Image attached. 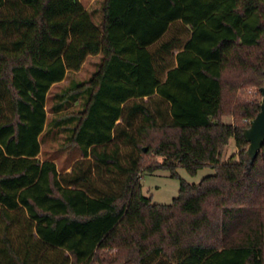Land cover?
Listing matches in <instances>:
<instances>
[{
  "label": "trees",
  "instance_id": "trees-1",
  "mask_svg": "<svg viewBox=\"0 0 264 264\" xmlns=\"http://www.w3.org/2000/svg\"><path fill=\"white\" fill-rule=\"evenodd\" d=\"M100 13L0 0V264H264V144L250 162L243 138L262 101L264 0H103ZM176 24L186 36L166 39ZM97 55L57 95L56 111L85 98L54 121L74 122L81 158L59 174L38 158L46 96ZM120 143L138 152L126 167ZM177 168L214 173L193 185ZM157 169L179 181L170 205L142 194Z\"/></svg>",
  "mask_w": 264,
  "mask_h": 264
},
{
  "label": "rangeland",
  "instance_id": "rangeland-1",
  "mask_svg": "<svg viewBox=\"0 0 264 264\" xmlns=\"http://www.w3.org/2000/svg\"><path fill=\"white\" fill-rule=\"evenodd\" d=\"M103 0H79L84 9L89 13L91 20L98 25L101 22L100 8ZM175 29H179L183 37L187 34V28L176 24L170 32L166 35V39L170 36L171 32ZM100 63V56L87 57L81 69L78 72H67L64 80L52 86L47 93L45 100V112L46 121L43 133L39 137L40 142V154L39 160L52 161L57 168L59 174L69 173L71 168L80 161V153L67 145V141L70 137V129L74 125L72 121H63L55 124V119L67 118L76 114L82 109L84 103V96H79L75 101H69L59 111L54 109L55 105L59 102L57 95L63 90L68 88L72 84L82 83L90 79L93 73L97 70ZM148 103L151 110H154L152 105L153 100H143ZM135 122H139L138 119ZM224 124H230L231 118L224 117L222 119ZM136 124V123H135ZM120 149V161L123 167L127 166V160L131 156L138 154L137 150L130 144L119 145ZM235 146L233 139H230L229 144L225 150L224 159L230 158L235 154ZM146 152V149H144ZM144 161L149 166H155L162 160L160 157L147 155L144 157ZM177 174L179 177L188 184H199L202 179L207 176L213 175V171L204 168L197 172L195 176L189 175L184 169L177 168ZM119 180L120 177L116 176ZM142 194L151 199L152 204L170 205L172 201L177 197L179 191V181L173 179L170 176V172L164 169H157L152 172L144 170L141 173L140 179ZM116 186V185H115Z\"/></svg>",
  "mask_w": 264,
  "mask_h": 264
},
{
  "label": "water",
  "instance_id": "water-1",
  "mask_svg": "<svg viewBox=\"0 0 264 264\" xmlns=\"http://www.w3.org/2000/svg\"><path fill=\"white\" fill-rule=\"evenodd\" d=\"M259 93L262 97L260 111L243 132V138L248 144L246 155L250 162L256 159L264 144V87L259 89Z\"/></svg>",
  "mask_w": 264,
  "mask_h": 264
},
{
  "label": "crops",
  "instance_id": "crops-1",
  "mask_svg": "<svg viewBox=\"0 0 264 264\" xmlns=\"http://www.w3.org/2000/svg\"><path fill=\"white\" fill-rule=\"evenodd\" d=\"M54 86V85H53ZM39 157V156H38Z\"/></svg>",
  "mask_w": 264,
  "mask_h": 264
}]
</instances>
